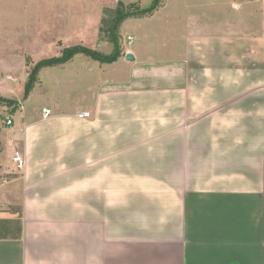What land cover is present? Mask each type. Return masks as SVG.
I'll list each match as a JSON object with an SVG mask.
<instances>
[{
	"label": "crops",
	"instance_id": "0c3cea01",
	"mask_svg": "<svg viewBox=\"0 0 264 264\" xmlns=\"http://www.w3.org/2000/svg\"><path fill=\"white\" fill-rule=\"evenodd\" d=\"M133 18L116 61L44 68L0 130V264H264V0Z\"/></svg>",
	"mask_w": 264,
	"mask_h": 264
},
{
	"label": "rangeland",
	"instance_id": "374dc122",
	"mask_svg": "<svg viewBox=\"0 0 264 264\" xmlns=\"http://www.w3.org/2000/svg\"><path fill=\"white\" fill-rule=\"evenodd\" d=\"M120 1L138 10L150 7L154 0H0V130L3 134L8 117L14 115L19 120L16 112L24 102L29 74L39 61L61 56L66 48L78 45L107 56L113 52L110 21L116 18ZM135 22L131 17L116 31L120 34L122 52L128 34H135ZM154 23L163 26L164 33L155 34L158 41H167V21L161 15ZM44 94L42 87H37L25 102L24 111L39 110L45 105ZM14 109L18 110L12 113ZM0 156L8 160L1 143Z\"/></svg>",
	"mask_w": 264,
	"mask_h": 264
},
{
	"label": "trees",
	"instance_id": "16d2710c",
	"mask_svg": "<svg viewBox=\"0 0 264 264\" xmlns=\"http://www.w3.org/2000/svg\"><path fill=\"white\" fill-rule=\"evenodd\" d=\"M164 0H154L150 7L145 9H138L133 10L132 8L126 7L122 1L119 3V8L117 10V16L114 20L110 21L111 30H109L110 39L112 42H114L115 47L113 52L110 55H104L101 54L91 48L85 47V46H73L66 48L61 56H55L51 58H46L41 61H39L31 70L29 74V79L27 81L24 95H23V101H25L31 90L33 89L38 77L39 73L46 67H51L55 65H61L67 63L69 60H71L75 55L77 54H85L86 56L99 61L101 63H112L116 61L122 54L121 47L119 44V36L120 34L117 33L118 30H120L121 24L123 21L130 17H146L152 15L156 10H158L161 6L164 5ZM117 31V32H116ZM0 100V104H1ZM20 102H16L18 105ZM16 105V106H17ZM18 109H14L12 111L15 112Z\"/></svg>",
	"mask_w": 264,
	"mask_h": 264
},
{
	"label": "built area",
	"instance_id": "2783aa9c",
	"mask_svg": "<svg viewBox=\"0 0 264 264\" xmlns=\"http://www.w3.org/2000/svg\"><path fill=\"white\" fill-rule=\"evenodd\" d=\"M128 41L129 43H132V36H128ZM44 112L46 115H48L50 113V110L44 109ZM91 115V113L89 111H85L80 113L78 116L81 118H86L89 117ZM7 125H12L13 124V119L12 118H8L6 121ZM11 160H12V164L14 165V167L16 169H23L26 165V159L23 156V153L19 150V149H15L12 152V156H11Z\"/></svg>",
	"mask_w": 264,
	"mask_h": 264
},
{
	"label": "water",
	"instance_id": "95a60500",
	"mask_svg": "<svg viewBox=\"0 0 264 264\" xmlns=\"http://www.w3.org/2000/svg\"><path fill=\"white\" fill-rule=\"evenodd\" d=\"M126 57H127V59H129V60H133V59H134V56H133L132 54H130V53L127 54Z\"/></svg>",
	"mask_w": 264,
	"mask_h": 264
}]
</instances>
